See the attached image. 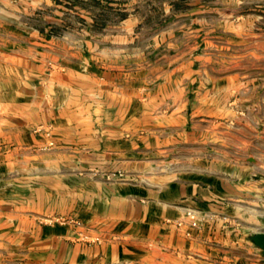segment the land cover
<instances>
[{"label": "crops", "instance_id": "crops-1", "mask_svg": "<svg viewBox=\"0 0 264 264\" xmlns=\"http://www.w3.org/2000/svg\"><path fill=\"white\" fill-rule=\"evenodd\" d=\"M259 231L264 0H0V264H264Z\"/></svg>", "mask_w": 264, "mask_h": 264}, {"label": "built area", "instance_id": "built-area-1", "mask_svg": "<svg viewBox=\"0 0 264 264\" xmlns=\"http://www.w3.org/2000/svg\"><path fill=\"white\" fill-rule=\"evenodd\" d=\"M54 142H51L53 145ZM207 217L201 214L200 211L196 209H187L184 215V218L178 221L179 225H183L185 222H188L193 227H200L205 221Z\"/></svg>", "mask_w": 264, "mask_h": 264}, {"label": "water", "instance_id": "water-1", "mask_svg": "<svg viewBox=\"0 0 264 264\" xmlns=\"http://www.w3.org/2000/svg\"><path fill=\"white\" fill-rule=\"evenodd\" d=\"M255 245L261 250L264 257V231H259L252 236Z\"/></svg>", "mask_w": 264, "mask_h": 264}]
</instances>
